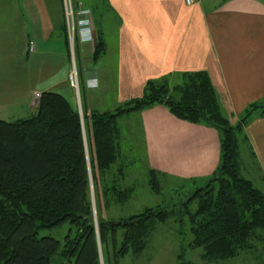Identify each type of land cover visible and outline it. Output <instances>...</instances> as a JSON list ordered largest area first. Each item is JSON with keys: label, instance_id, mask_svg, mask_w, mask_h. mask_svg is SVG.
<instances>
[{"label": "trees", "instance_id": "obj_1", "mask_svg": "<svg viewBox=\"0 0 264 264\" xmlns=\"http://www.w3.org/2000/svg\"><path fill=\"white\" fill-rule=\"evenodd\" d=\"M63 27L70 56L65 21ZM104 50L98 34L92 59ZM157 102L179 118L215 126L220 133L219 163L210 178L174 202L173 208L146 206L127 216H104L108 193L119 203L130 194L128 186L118 184V177L104 187L100 184L101 176L121 156L118 118ZM259 108L264 111L262 99L251 102L232 123L221 112L204 70L186 72L172 86L167 79H149L141 95L119 102L113 110L81 114L64 93L41 90L29 115L0 117V264H48L56 252L63 258L60 264H100L99 245L107 264L110 244L116 263L130 253L139 254L154 223L165 221L172 212L187 223L188 245L201 247L204 258H233L254 250L259 240L257 264H264V191L242 175L238 146L243 125ZM115 171L121 177L123 166ZM149 184L160 192L154 169L149 171ZM64 222L70 225L62 243L51 234L38 235L39 228ZM118 229H122L119 239ZM183 251L184 246L175 264H204L183 259Z\"/></svg>", "mask_w": 264, "mask_h": 264}, {"label": "crops", "instance_id": "obj_2", "mask_svg": "<svg viewBox=\"0 0 264 264\" xmlns=\"http://www.w3.org/2000/svg\"><path fill=\"white\" fill-rule=\"evenodd\" d=\"M6 1L0 0V69L25 63L30 51L42 55L44 60L48 57L44 61L47 67L57 64L56 67H66L62 78L49 82L45 88L28 90L29 105L33 91L61 92L63 88H71L70 81V84L66 82L71 66L64 16L60 15V12L63 14L61 0ZM110 1L119 13L111 44L117 55L113 65L114 84L120 89V102L141 95L149 79L171 81L177 75L181 79L184 73L195 70L207 72L221 112L230 121L238 119L251 102L264 100V0H194L191 4L184 0ZM35 4L46 14L51 30L48 37L52 44L47 45L51 48L41 52L36 46L38 37L32 34L30 27L27 30L23 17L27 10L34 13ZM98 34L104 39L105 50L94 60L92 53ZM108 40L102 25L93 23L92 36L77 39L76 48L83 61L95 62L112 46ZM32 56L34 59L35 55ZM38 64L41 65V61ZM97 66L87 67H112L110 64ZM99 77L98 70L82 74L83 82L90 78L96 88L100 86ZM60 83L63 88L58 86ZM143 117L148 138L159 134L168 137L167 133L176 135L177 139L166 141L169 147H174L175 157L165 166L172 163L174 171L187 169L190 175L213 170L218 157L215 127L178 118L159 104L144 109ZM242 130L247 137L242 142L250 141V150L254 152L250 151L259 185L253 182L264 191V111L260 108L254 111ZM178 139L182 142L174 141ZM197 142L203 146L204 152L200 155Z\"/></svg>", "mask_w": 264, "mask_h": 264}, {"label": "rangeland", "instance_id": "obj_3", "mask_svg": "<svg viewBox=\"0 0 264 264\" xmlns=\"http://www.w3.org/2000/svg\"><path fill=\"white\" fill-rule=\"evenodd\" d=\"M23 1L25 2L26 0ZM35 1L36 0H28L30 3H34ZM72 1L74 7L76 8L75 1L77 0ZM80 1L82 2L83 6L87 5L90 7V16L92 18V22L95 25L99 23L102 25L106 36L108 39H110L107 42L111 44V42H113L112 35L116 32L115 28H117V19L119 16V13L115 10L114 5L110 0ZM211 1L214 2L215 0ZM60 4L62 5L61 8H63L62 0ZM34 6L36 7V10L33 11L34 13L27 10L26 13L23 14V17L26 20L27 30L28 27H30L32 34L38 37L36 46L39 48V52H41L45 48H51V46H47L48 44H52V40H49L48 37V32L50 33L51 30L44 11L40 10L36 4ZM60 15L63 17L61 12ZM30 38L32 37L30 36ZM32 42L35 43L34 40H31V43ZM73 44L75 47V52L73 54L71 50L69 59L71 67L69 72L75 70L78 80V87L76 88L75 86H71V88L64 89V85H61L62 83H60L58 86L63 88L61 92L65 93V95L72 102L76 103L78 109L80 108L81 111L84 110L87 112L92 110H113L120 102L119 98H121L119 97L120 89L114 84L113 65L116 64L115 60L117 59L115 47L113 44H111L112 46L106 52V54H103L104 56L102 55L99 60L94 62L91 60L83 61L76 48L75 40ZM21 45L22 51L23 43ZM25 46L27 47V43H25ZM34 53V51L29 52L27 55V61L25 63H21L17 66L15 64L10 65V67H5L3 70L0 69V83H2L0 84V117L11 120L29 115L35 109V105H29V99L27 96L30 92L28 90H31L32 88H45L49 82L60 79L65 74L66 67H61V65L56 67L59 64H57L55 67H47L44 64V61L47 60L48 57H45L44 60L42 55L40 56V54ZM31 55H35L34 62V59L31 58ZM29 59L31 61H29ZM38 61H41V65L38 64ZM93 64H97L98 66L110 64L112 67H104L102 69L87 67L93 66ZM80 70H82L81 73ZM89 70H98L100 76V86L98 88H96L97 85L95 83H91L89 81L90 78L83 82L82 74L87 73ZM174 78L175 81H169L170 86H172L174 83H180L182 81V78L179 79L178 75ZM69 81L70 80L68 77L66 82L70 84ZM34 92L35 91H33V93ZM71 92H73V95ZM72 96L74 97V100ZM158 104L164 106L170 112L164 103L157 102L138 111H133L127 115L124 114L118 118L121 133L119 139L121 145V156L118 159V162L113 165L111 171L107 170L105 176L103 178L101 176L100 184L104 187V185L108 183L110 184L112 182L113 177H118L120 180H118V184L120 186H128L130 188V194L124 203H119L115 201L113 195L108 193L106 197L108 203H105V200L102 208V214L104 216H127L142 210L146 206L163 205L171 206L173 208L172 204L174 202L178 203L177 201H182L192 189L198 185H202L208 178H210L217 164L219 163L221 154L219 131L212 124L205 122H195L199 124L202 123L205 125H210L216 128V148L218 150V157L217 163L213 170L208 173H197L190 175L188 174L187 169L174 171V165L172 163H170L168 166H165L167 161L170 162V160L175 157V153L173 152L174 147H169L166 141L167 139L170 140V138L177 139L174 137L176 135L173 133H167V135H169L168 137H166L165 134H159L157 137L151 136L148 138L149 136L146 132L147 130L143 117L144 109ZM239 117L235 121L231 122L235 123L239 120ZM183 120L189 121L187 119ZM238 136L239 163L241 173L242 175L258 183L254 175L257 174V172L252 161V155L250 153V141L247 142L248 144H246V142H242L246 141L247 138L243 133V130ZM174 141L182 142L180 139ZM185 144L188 145V143ZM202 147L203 146L201 143L197 142V149H201L198 150L199 155L204 152ZM184 154L186 153L184 152ZM159 162L163 163L159 165ZM118 165L123 166V173L121 174V177L115 173L116 167ZM150 169L155 170L157 178L159 179L161 187L159 193L152 191L150 188ZM90 191L92 195L93 183L92 190L90 189ZM191 207H194V202L191 204ZM69 225L70 224L68 222H64L51 227H41L38 229V235L51 234L58 238L62 243ZM121 234L122 229H118V239L121 237ZM190 236L191 233L188 231L187 223L179 222L176 213L172 212L165 221H156L154 223L150 233L146 237L145 247L139 254L130 253L127 256L119 258L115 263L113 257V247L112 244H110L109 259L107 264H175L176 260L178 259V254L183 246V259H190L197 262H202L204 264H257L261 258L260 241L258 239L257 242L259 244L256 242L257 247L254 250H251V252L243 251L233 258L213 260L203 257V249L201 247H189L188 240L190 239ZM62 259L63 258L60 256L59 252H56L51 257L48 264H60ZM102 262L104 264L103 256Z\"/></svg>", "mask_w": 264, "mask_h": 264}, {"label": "built area", "instance_id": "obj_4", "mask_svg": "<svg viewBox=\"0 0 264 264\" xmlns=\"http://www.w3.org/2000/svg\"><path fill=\"white\" fill-rule=\"evenodd\" d=\"M187 4H191L194 0H184ZM63 16L65 21L66 34L70 42V50L74 51V40H85L92 36L93 22L90 16V7L83 6L80 0L75 1L76 8L72 0H62ZM70 83L78 87L77 75L74 71L69 72ZM40 91H35L31 97L30 104L36 105L38 103Z\"/></svg>", "mask_w": 264, "mask_h": 264}, {"label": "water", "instance_id": "obj_5", "mask_svg": "<svg viewBox=\"0 0 264 264\" xmlns=\"http://www.w3.org/2000/svg\"><path fill=\"white\" fill-rule=\"evenodd\" d=\"M79 112H80V114H81V110H80V108H79ZM90 187H91V190H92V180H91V179H90ZM91 197H92V203H93V206H94L93 192H92ZM94 220H95V222H96L95 211H94ZM99 255H100V264H103V262H102V256H101V250H100V245H99Z\"/></svg>", "mask_w": 264, "mask_h": 264}]
</instances>
